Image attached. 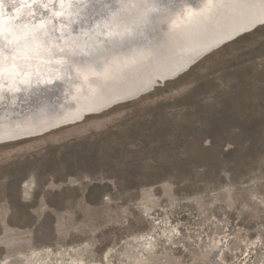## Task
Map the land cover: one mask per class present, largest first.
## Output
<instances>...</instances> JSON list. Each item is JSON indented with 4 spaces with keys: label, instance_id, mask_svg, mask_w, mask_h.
Wrapping results in <instances>:
<instances>
[{
    "label": "rangeland",
    "instance_id": "obj_1",
    "mask_svg": "<svg viewBox=\"0 0 264 264\" xmlns=\"http://www.w3.org/2000/svg\"><path fill=\"white\" fill-rule=\"evenodd\" d=\"M48 1L0 0V38L21 10L58 26L69 0ZM0 264H264V26L139 100L1 145Z\"/></svg>",
    "mask_w": 264,
    "mask_h": 264
},
{
    "label": "bare ground",
    "instance_id": "obj_2",
    "mask_svg": "<svg viewBox=\"0 0 264 264\" xmlns=\"http://www.w3.org/2000/svg\"><path fill=\"white\" fill-rule=\"evenodd\" d=\"M53 13L46 31L21 10L13 17L26 28L0 38V146L139 100L130 97L264 26V0H69Z\"/></svg>",
    "mask_w": 264,
    "mask_h": 264
},
{
    "label": "water",
    "instance_id": "obj_3",
    "mask_svg": "<svg viewBox=\"0 0 264 264\" xmlns=\"http://www.w3.org/2000/svg\"><path fill=\"white\" fill-rule=\"evenodd\" d=\"M260 24L261 23H259V22L258 23H255L251 27V29H253V30L256 29ZM144 31H146V29ZM243 33L244 32H239L235 36H233L231 39L237 38L238 36L242 35ZM228 42L229 41L226 40V41L219 42L218 44L212 46L211 48H209L208 50H206L205 52H203L200 56H198L197 58H195L186 68H184L183 70L179 71L173 77L174 78L179 77L185 71H188V70L190 71L192 69V67H194V65L198 64L200 61H202L203 59H205L206 57H208L209 55H211L212 52H214V51L218 50L219 48L225 46ZM171 79L172 78H163V79L159 78V79H157V82H155V84H153L151 87H149L146 90H143V91L138 92L137 94H135L134 96H132L130 98L144 97L147 93L154 92L157 88H160V87L165 86ZM88 114H90V113L83 114L82 120L90 117Z\"/></svg>",
    "mask_w": 264,
    "mask_h": 264
}]
</instances>
